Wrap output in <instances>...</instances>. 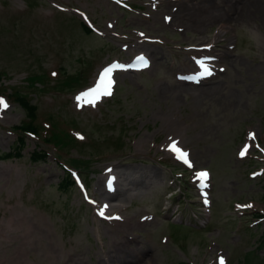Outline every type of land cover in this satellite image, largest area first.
Wrapping results in <instances>:
<instances>
[{
    "label": "rangeland",
    "instance_id": "obj_1",
    "mask_svg": "<svg viewBox=\"0 0 264 264\" xmlns=\"http://www.w3.org/2000/svg\"><path fill=\"white\" fill-rule=\"evenodd\" d=\"M120 1L132 9L107 0H0V99L8 107L0 109V156L16 148L14 128L27 121L17 93L37 106L36 123L51 127L39 130V139L24 135L21 157L0 158V261L26 243L19 241L24 228L13 226L10 240L1 234L21 216L43 231L25 264H219L217 254L227 264L261 263L264 218L255 215L264 216V175L249 174L264 172V157L255 145L244 161L237 151L249 130L264 149V42L257 48L240 27L264 32V0H182L156 12L147 0ZM73 8L100 33L88 34ZM155 38L163 44L146 41ZM214 41L212 54L226 71L198 87L179 82L176 75L195 70L191 55H202L185 48ZM145 52L151 69L125 70L112 99L95 106L75 101L102 68ZM32 76L39 82L30 86ZM69 131L86 141L65 138ZM54 133L60 155L43 141ZM174 141L190 149L193 171L211 170V213L200 208L195 174L184 173L167 151ZM39 147L49 157L33 164L29 154ZM73 159L82 160L74 166L99 202L106 197L105 168H116L121 193L114 210L125 221L96 218L79 186L58 189L67 172L57 161ZM236 202L252 207L241 216ZM254 249L260 257L248 253Z\"/></svg>",
    "mask_w": 264,
    "mask_h": 264
},
{
    "label": "snow or ice",
    "instance_id": "obj_2",
    "mask_svg": "<svg viewBox=\"0 0 264 264\" xmlns=\"http://www.w3.org/2000/svg\"><path fill=\"white\" fill-rule=\"evenodd\" d=\"M140 60L144 62V66H147V62L144 61V57H140ZM201 68V71L199 73V78H207L214 75V70L211 66H209L208 63L205 61H199L198 62ZM223 71V69H221ZM111 73L112 68L105 69L103 73L100 74V82L91 89L89 92H85L83 94V97L78 96L77 101H80L81 99H85L89 104H92V106H95V101L98 100L101 96H110L112 94L111 88H112V80H111ZM7 108V104L0 99V109ZM83 139V137H81ZM249 139H255L254 135H250ZM169 151H171L177 160L184 163L187 167L191 168L193 167V163L190 160V154L186 150L181 149L178 146V142H173L170 147ZM245 151H247V148H245L244 151H242L240 154L243 156L245 154ZM197 180L203 185V187H207L206 181L208 178V173L206 171H199L195 173ZM205 203H207V200H205ZM105 207H107L105 205ZM248 208H251L252 205H247ZM99 215L104 217L105 213L102 209L99 212ZM107 219H119V217H105ZM219 264H225V260L223 257H220Z\"/></svg>",
    "mask_w": 264,
    "mask_h": 264
},
{
    "label": "trees",
    "instance_id": "obj_3",
    "mask_svg": "<svg viewBox=\"0 0 264 264\" xmlns=\"http://www.w3.org/2000/svg\"><path fill=\"white\" fill-rule=\"evenodd\" d=\"M85 31L88 34H91V31L89 29L85 28ZM64 71H66V70H64ZM35 77H38V76L29 77L28 84H30V86H33V85L37 84V82H39V81L34 80ZM2 79H3V76L0 73V84H1ZM17 99L19 102V106L25 110L26 116L29 119L28 122L24 123L22 125V127H19V128H22L26 131L37 132L38 127L35 124L37 106L33 105L23 93H20L18 95ZM52 141L57 142V143H61L59 140V136H57V135L54 136V139ZM25 144H26L25 139L23 137H21L18 140L17 147L15 149H12L9 153L2 154L0 156V158L3 160H10L13 157H21V151H22L23 146H25ZM46 159H47V155L43 151L38 150V149H35V151L30 155V161L33 164H37L41 161H45ZM73 185H74V182L72 181L71 177L69 175H66L65 177H63V180L60 181V183L58 185V189L61 191H67L70 188H72ZM248 253H253V251H250ZM258 257H259V255H258ZM259 264H264V259Z\"/></svg>",
    "mask_w": 264,
    "mask_h": 264
},
{
    "label": "bare ground",
    "instance_id": "obj_4",
    "mask_svg": "<svg viewBox=\"0 0 264 264\" xmlns=\"http://www.w3.org/2000/svg\"><path fill=\"white\" fill-rule=\"evenodd\" d=\"M224 28H225V26H223V28H221L220 34L221 33L223 34L226 31L227 28L226 29H224ZM112 169L114 170V172H117L116 168L114 166H112ZM117 178L119 180V177H117ZM119 184H120V182H119ZM117 199H118L117 196L110 197L109 202L111 203V210H114L117 207H119V206L113 204V202H115V200H117ZM25 221H26L25 218H23L21 216L20 217H14V219H12V221H10L8 226L3 229V233H1V234L10 240V238L13 236L11 234V228L13 226L15 228H24V234L21 237V240H19V241L21 242V241L25 240L26 243L23 242L20 245L18 252L11 253V255L2 258L0 261L1 264H25L24 254L29 253L28 247L34 245L36 242V241H34V239L36 238L38 241L40 235L43 233L40 226H38L36 223H33V225L31 226L30 224L26 223Z\"/></svg>",
    "mask_w": 264,
    "mask_h": 264
},
{
    "label": "clouds",
    "instance_id": "obj_5",
    "mask_svg": "<svg viewBox=\"0 0 264 264\" xmlns=\"http://www.w3.org/2000/svg\"><path fill=\"white\" fill-rule=\"evenodd\" d=\"M240 27L250 43L259 48L262 42H264V32L259 30L255 25L242 24Z\"/></svg>",
    "mask_w": 264,
    "mask_h": 264
}]
</instances>
